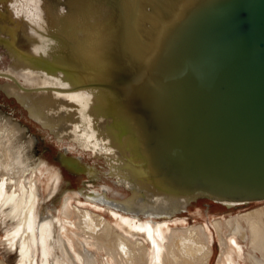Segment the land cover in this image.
I'll return each instance as SVG.
<instances>
[{"label": "bare ground", "instance_id": "1", "mask_svg": "<svg viewBox=\"0 0 264 264\" xmlns=\"http://www.w3.org/2000/svg\"><path fill=\"white\" fill-rule=\"evenodd\" d=\"M87 1L0 0V51L14 58L0 89L64 146L60 164L89 179L54 211L48 201L64 169L33 158V140L0 115L2 249L15 252L16 264H213L218 252L216 264H264V199L218 201L241 210L191 223L171 221L190 199L150 192L137 142L116 122L133 112L132 103L89 86L85 75L103 38L90 28L96 7ZM109 76L126 79L128 70ZM102 175L113 181L110 189L96 186ZM0 264L8 263L0 256Z\"/></svg>", "mask_w": 264, "mask_h": 264}, {"label": "water", "instance_id": "2", "mask_svg": "<svg viewBox=\"0 0 264 264\" xmlns=\"http://www.w3.org/2000/svg\"><path fill=\"white\" fill-rule=\"evenodd\" d=\"M87 3L103 38L85 75L132 103L116 122L137 142L150 192L264 199V0Z\"/></svg>", "mask_w": 264, "mask_h": 264}, {"label": "rangeland", "instance_id": "3", "mask_svg": "<svg viewBox=\"0 0 264 264\" xmlns=\"http://www.w3.org/2000/svg\"><path fill=\"white\" fill-rule=\"evenodd\" d=\"M9 48V46L7 45ZM5 48V47H4ZM13 56L10 55L8 49H3L0 51V80H4L3 83L0 82V85L6 83L7 77H4V74H9V67L11 66ZM7 84V83H6ZM0 115L5 119H11L17 124H19L22 129L25 131L26 136L33 140V148L31 154L33 158H41L42 160L48 162L53 168H62L64 169V177L62 180L61 188L59 192L54 194L53 198L48 201L49 205H53L54 211H58L60 208L61 200L67 196V194H74L81 188H83L89 179L83 174L74 173L73 171L66 170L62 164L58 161L60 150L64 149V146H60L53 138H51L46 131L42 130L40 126L35 124L28 116L26 109L14 98L6 95L4 89H0ZM59 155V156H58ZM82 159L90 165H96L95 167L100 171L102 170L103 165L101 163H96V161L90 157L89 154H83ZM101 175V172H99ZM88 180V181H87ZM86 182V183H85ZM114 185L111 179L106 178L102 175V178L97 182V187H106L110 189V185ZM74 202H77L75 199ZM235 210L238 212L241 209L229 208L226 205L221 204L218 201L200 198L193 200L187 208L183 209L181 213L172 217L175 221L176 218H186L189 222L194 223L197 220L206 222L208 221L211 224V221L214 217L221 215H226ZM109 214V213H108ZM109 217L113 218L109 214ZM164 221L165 219H157V221ZM173 226L176 225L175 222H172ZM2 228H0V236H2ZM216 244L219 245V237L215 234ZM0 256L6 260L8 264H16V254L15 252H5L2 249V243L0 242ZM219 252L215 256L213 264H216L218 260Z\"/></svg>", "mask_w": 264, "mask_h": 264}]
</instances>
